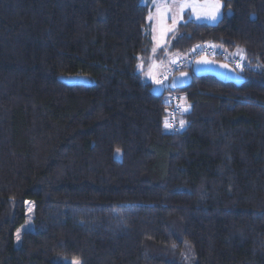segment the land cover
Wrapping results in <instances>:
<instances>
[{
  "label": "trees",
  "instance_id": "16d2710c",
  "mask_svg": "<svg viewBox=\"0 0 264 264\" xmlns=\"http://www.w3.org/2000/svg\"><path fill=\"white\" fill-rule=\"evenodd\" d=\"M221 2L156 59L213 44L245 83L194 77L171 133L143 0H0V264H264V0Z\"/></svg>",
  "mask_w": 264,
  "mask_h": 264
},
{
  "label": "rangeland",
  "instance_id": "374dc122",
  "mask_svg": "<svg viewBox=\"0 0 264 264\" xmlns=\"http://www.w3.org/2000/svg\"><path fill=\"white\" fill-rule=\"evenodd\" d=\"M143 2L150 7V15L152 17L151 20L148 19L149 22V33L152 36V40L154 42V52H155V60L153 64L150 66L146 74V77L149 78V74L152 76L151 80L154 81V84L165 87L166 89L169 86L172 78L179 72L175 71L177 69L176 64L179 60H186L187 65H185L181 72L185 71L186 68L193 65L192 60L197 56V48H195L192 52L187 55H169L167 59H156L160 58L156 51L166 47L168 45L169 37L173 34L178 26L184 21L186 16H190L192 20L197 22H205L209 24L218 23L221 18L224 16L223 3L219 0L221 7L219 11L216 13L217 18L215 20L207 18V13L212 11L211 5L216 2V0H143ZM191 2L195 5V10L192 8H185L181 13L180 9L176 8L175 5L177 3H185ZM155 5H159V9L154 7ZM175 17V20L173 19ZM181 16L183 17L181 19ZM169 29L171 31H169ZM206 47H213L217 52H220L219 49L213 44H204L202 45ZM225 53V52H224ZM228 55L237 56L245 59L242 53H226ZM245 65V61H244ZM148 75V76H147ZM70 81H84L82 79H72ZM172 92H167V94H171ZM179 93V92H175ZM180 94V93H179ZM181 95V94H180ZM168 97V96H166ZM180 98L184 104V110L187 109L185 104L184 95H181ZM33 205L32 203L27 204V222L23 226H21L16 232V245H20V240L24 232L32 229L33 224ZM17 233L20 234L19 240L17 239ZM65 264H74V262H78V264H82L80 260L75 259H65L63 260Z\"/></svg>",
  "mask_w": 264,
  "mask_h": 264
},
{
  "label": "water",
  "instance_id": "95a60500",
  "mask_svg": "<svg viewBox=\"0 0 264 264\" xmlns=\"http://www.w3.org/2000/svg\"><path fill=\"white\" fill-rule=\"evenodd\" d=\"M227 14L231 16L230 11H228ZM202 61L207 62L205 63ZM194 77H214L224 84H234L237 87L245 83V78L231 65L224 62H217L203 55L195 60L191 71H183L176 74L170 81L167 89L163 86L155 85L152 89V93L156 97H163L167 91L175 93L186 90L192 85Z\"/></svg>",
  "mask_w": 264,
  "mask_h": 264
},
{
  "label": "built area",
  "instance_id": "2783aa9c",
  "mask_svg": "<svg viewBox=\"0 0 264 264\" xmlns=\"http://www.w3.org/2000/svg\"><path fill=\"white\" fill-rule=\"evenodd\" d=\"M197 52H198L197 56L192 60L193 63L198 57L206 55L211 59L217 56H221L223 60L222 62L231 65L236 70L244 66L243 58L217 52L216 49L213 47H206V46L202 47L201 45L197 47ZM187 64L188 63L186 60H179V62H177L176 64L177 69L175 71L180 73L181 69ZM183 111H184V104L182 102V99L178 94L174 93L171 96L170 106L167 111L168 129L171 133H179L183 130L184 124L182 127L180 125Z\"/></svg>",
  "mask_w": 264,
  "mask_h": 264
},
{
  "label": "snow or ice",
  "instance_id": "6c2138e0",
  "mask_svg": "<svg viewBox=\"0 0 264 264\" xmlns=\"http://www.w3.org/2000/svg\"><path fill=\"white\" fill-rule=\"evenodd\" d=\"M154 7H157V9H159V5H155L154 4ZM175 7L178 8V9H180L181 13L183 12V10L185 8H192L193 10H195V5H194V3H191V2L177 3L175 5ZM220 7H221V5L219 3V0H216V2H214L211 5L212 11L206 14L207 15V18L212 19V20H215L217 18L216 13L219 11V8ZM182 18L183 17L181 16V19ZM148 19L149 20L152 19L151 15L149 16ZM173 19L175 20V17L174 16H173ZM169 31H171V30L169 29ZM202 62H205L206 63L207 61H202ZM183 123H184L183 121H180L181 127L183 126ZM165 126L166 127L168 126V121L167 120L165 121ZM19 238H20V234L17 233V239L19 240ZM74 264H78V262H74Z\"/></svg>",
  "mask_w": 264,
  "mask_h": 264
},
{
  "label": "crops",
  "instance_id": "0c3cea01",
  "mask_svg": "<svg viewBox=\"0 0 264 264\" xmlns=\"http://www.w3.org/2000/svg\"><path fill=\"white\" fill-rule=\"evenodd\" d=\"M147 74H148V73H147ZM147 76H148V75H147ZM151 77H152V76L149 74V78H147V79L154 83V81L151 80Z\"/></svg>",
  "mask_w": 264,
  "mask_h": 264
}]
</instances>
